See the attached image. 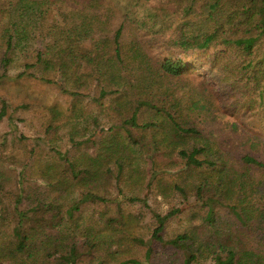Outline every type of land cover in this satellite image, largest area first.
Returning a JSON list of instances; mask_svg holds the SVG:
<instances>
[{"label":"trees","instance_id":"1","mask_svg":"<svg viewBox=\"0 0 264 264\" xmlns=\"http://www.w3.org/2000/svg\"><path fill=\"white\" fill-rule=\"evenodd\" d=\"M95 1L100 3L94 14L97 20L104 13L109 17L116 12L124 18L113 34L112 55L101 46V38L94 37L90 22L86 29L63 37L64 43L53 41L50 46L53 55L48 59L38 57L36 62L54 60L61 76L72 83L75 92L84 88L96 91L91 93L93 101L100 110L111 111L108 129L112 131L114 125H119L150 138L137 147L115 134L104 135L90 142L98 146L97 150L80 151L83 142L76 136L85 135L75 127L68 133L65 151L55 150L58 158L46 159L36 166L25 163L27 156L8 155L1 150L0 161L7 157L9 164L8 170L0 169V264H44L49 259L52 260L45 264H74L82 256H93L98 259L97 264H103L102 258H121V252L108 251L105 247L112 234L103 235L89 224L80 227L77 214L83 204L117 200V196H109V186L122 191L120 181L127 162L131 165L135 158L143 156L150 158L154 166L153 155L164 146L171 148V153L176 150L185 168L194 172V188L212 191L243 223L262 225L264 222V202L253 216L256 206L252 212L244 202L248 197L264 201V159L244 153L240 161L246 168L236 171L206 138L198 141L203 136L204 125L214 128L216 122L208 98L201 93L198 101L188 105V109L200 110L191 116L183 101L165 86V80L180 79L188 72L197 71L193 65L197 63L209 77L203 82L223 98L221 112L233 114L242 107L250 109L263 120L259 129L264 133V0H115L110 7L102 3L106 0ZM21 6L23 12L40 9L36 1ZM125 21L135 24L138 39L151 38L146 43L157 53V60L150 83L132 72L129 66L132 62L123 57L119 38ZM16 29L13 26L14 33L19 35ZM20 31L24 32L25 28ZM14 35L9 31L5 37L3 66L9 62L8 52L15 44L28 40ZM23 75V72L18 74ZM40 78L49 81L46 75ZM7 108V102L1 99L0 121L7 114ZM52 110V115L57 117ZM91 120L98 122L95 115ZM50 126L54 123L48 124L46 132ZM184 137L193 142L181 145ZM260 144V141L255 143L257 147ZM70 152L73 154L68 155ZM66 161L72 170H80L81 174L71 176ZM130 170L132 174L134 168ZM252 170L260 178L254 177ZM30 180L51 185L50 193L31 186ZM66 198L70 201H65ZM125 198L130 202L143 201L137 195ZM120 216L124 215L120 212ZM168 216L154 214L156 226L148 241L132 230L122 231L123 238L145 247L142 260L129 258L120 260L122 264H157L152 259L151 244L164 242L161 232ZM217 234L208 241L194 229L178 235L179 243L173 242L172 246L182 254L180 264H197L203 256L210 257V264H239L240 255L248 254L247 251L231 235ZM96 252L103 257H98ZM55 254L57 257H53Z\"/></svg>","mask_w":264,"mask_h":264},{"label":"rangeland","instance_id":"2","mask_svg":"<svg viewBox=\"0 0 264 264\" xmlns=\"http://www.w3.org/2000/svg\"><path fill=\"white\" fill-rule=\"evenodd\" d=\"M34 1L40 7L39 11L21 10L22 3L32 5ZM102 3L114 6L115 0ZM99 4L95 0H0V100L4 99L8 104L7 114L0 121V151L17 157L27 156L25 163L41 165L46 159L58 158L55 150H60L61 153L65 151L68 133L75 127L85 135L83 138L76 136L83 142L80 144V151L97 150L98 146L91 145L90 142L104 135L115 134L137 147L141 141L148 142L149 135L127 131L119 125H114L112 131L108 129L111 124L108 112L111 111H102L96 105L91 94L96 91L84 88L75 92L76 90L71 88L72 83L61 76L54 60L36 62L38 57L48 59L53 55L54 50L50 48L53 41L64 43L63 37L74 33L75 30L86 29L87 23L90 22L93 23L94 37L101 38V46L112 55L113 34L124 18L116 12L109 14V17L104 13L105 16L102 15L101 20H97L94 14ZM13 26L19 29V35L14 33ZM23 27L25 31L21 32ZM9 31L15 34L14 37H26L28 40L15 44V48L8 52L9 62L3 66L1 57ZM136 33L135 24L125 21L122 36L119 38L124 55L122 56L132 62L129 63L132 72L140 74L145 82L150 83V74H153L156 67L157 53L146 43L150 37L138 39ZM25 64L32 65L26 67ZM193 65L197 71L188 72L180 79L165 80V86H169L172 93L183 101L191 116L197 115L200 110L188 109L190 104L198 101L201 93L208 98L211 109L216 114V122L214 128L204 125V137H199L198 141L206 138L221 151L228 164H232L239 172L246 168L240 161L242 154H252L264 159V133L259 129L263 120L260 116L243 107L233 114L221 112L223 98L220 99L211 91L212 86L209 87L203 82L205 78L209 79L204 68L197 63ZM22 72L24 75L19 77L18 74ZM42 75H46L49 81L42 80ZM145 82L141 80V84L145 85ZM105 105L108 107L107 102ZM51 109L57 117L52 115ZM94 115L98 118L96 123L91 120ZM51 121L54 126H50L46 132L45 129L49 123L52 124ZM259 141L261 144L257 147L255 143ZM191 142L192 139L184 137L181 145L188 146ZM171 151V148L164 146L161 152L154 154V166H151L150 158L143 156L135 158L131 165L127 162L120 181L122 191L109 186V196H117V200L81 205L77 214L80 227L89 224L100 230L103 235L112 234L110 239L104 238L109 240L105 247L108 251L116 249L122 253L121 258H102V263L122 264L121 261L129 258L142 260L145 247L123 238L122 231L127 233L132 230L136 236L148 241L156 226L154 214L158 213L169 216L161 232L164 242L153 241L151 244L154 250L152 259L157 264H180L182 254L172 243L178 244L177 236L189 229H194L207 241L215 237L216 233L221 236L229 234L234 241H239L243 251L248 253L240 255L239 264H264V222L262 225L255 222L243 223L235 218L228 206L212 191L194 188V172L185 168L176 150L172 153ZM72 154L70 152L68 155ZM7 160L8 158L4 157V160L0 161L1 170H8ZM62 162L60 160V163ZM69 165L70 162H67L71 176L81 174L80 170L75 172ZM130 168H134L132 174H129ZM251 172L254 177L260 178L256 176L255 170ZM29 182L39 191L46 189L48 194L52 189L51 185L46 186L40 181ZM179 187L183 188V191ZM130 195H137L144 202L127 201L125 197ZM65 201H68V198ZM244 202L251 207L252 212L256 206L257 210L253 212V216L264 201H258L257 197H248ZM120 212L124 216H120ZM123 222L125 224H122ZM102 253L104 254V251ZM95 254L103 257L97 252ZM97 260L93 259V256H82L74 264H97ZM197 264H210V257H201Z\"/></svg>","mask_w":264,"mask_h":264}]
</instances>
